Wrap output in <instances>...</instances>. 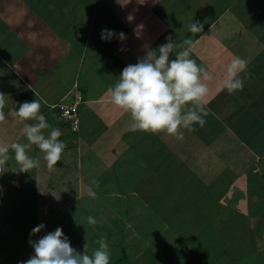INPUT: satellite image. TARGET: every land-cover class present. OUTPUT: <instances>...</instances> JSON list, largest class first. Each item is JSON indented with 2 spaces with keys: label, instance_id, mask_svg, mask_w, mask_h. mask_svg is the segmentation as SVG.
I'll use <instances>...</instances> for the list:
<instances>
[{
  "label": "crops",
  "instance_id": "0c3cea01",
  "mask_svg": "<svg viewBox=\"0 0 264 264\" xmlns=\"http://www.w3.org/2000/svg\"><path fill=\"white\" fill-rule=\"evenodd\" d=\"M192 20L202 32H188ZM104 28L126 39L102 40ZM168 36L174 52L190 37L191 58L212 74L206 122L180 138L135 129L109 92ZM237 55L248 76L229 93L221 83ZM76 90L75 132L59 104ZM0 92V146L27 142L33 121L16 108L33 99L66 145L52 169L33 145L38 168L0 177V264L29 258L41 222L89 254L106 237L110 264H264V0H0Z\"/></svg>",
  "mask_w": 264,
  "mask_h": 264
},
{
  "label": "clouds",
  "instance_id": "9594fccd",
  "mask_svg": "<svg viewBox=\"0 0 264 264\" xmlns=\"http://www.w3.org/2000/svg\"><path fill=\"white\" fill-rule=\"evenodd\" d=\"M203 25L192 20L188 27L190 33H200ZM102 40L111 41L114 37L120 41L126 39V34H118L112 29H101ZM182 50L171 36L156 49L148 50L143 57H138L136 63L127 64L119 74V80L109 89L111 101L116 106L131 115L135 129L147 132L165 131L182 137L181 128L192 129L196 124L203 127L209 109L204 105L208 86L203 81L211 80L212 74L195 59L191 58V38H184ZM240 73H244V78ZM248 76L246 60L240 56L227 65L221 89L229 93L242 90L244 79ZM5 94L0 92V121L6 119L4 111ZM16 115L26 123L23 129L27 142H12L0 146V177L11 172H30L39 167V160L30 155L33 145L43 152L47 167L52 169L61 160V154L66 145L60 137V128L48 123L45 114L40 110L38 99L18 102ZM42 130H48L45 134ZM11 159L18 167L13 168ZM89 223H96L94 217H88ZM44 232L33 240L31 236ZM29 245L33 249L29 258L18 261V264H110L112 253L106 237L101 236L91 254L85 249L80 251L72 246L69 237L63 232L62 226L47 231L43 222L34 226L29 234Z\"/></svg>",
  "mask_w": 264,
  "mask_h": 264
},
{
  "label": "built area",
  "instance_id": "2783aa9c",
  "mask_svg": "<svg viewBox=\"0 0 264 264\" xmlns=\"http://www.w3.org/2000/svg\"><path fill=\"white\" fill-rule=\"evenodd\" d=\"M82 99L81 93L79 90H76L75 100L70 105L59 104L60 116L68 124L71 131H78L79 129V119L77 115V107Z\"/></svg>",
  "mask_w": 264,
  "mask_h": 264
},
{
  "label": "rangeland",
  "instance_id": "374dc122",
  "mask_svg": "<svg viewBox=\"0 0 264 264\" xmlns=\"http://www.w3.org/2000/svg\"><path fill=\"white\" fill-rule=\"evenodd\" d=\"M143 221V219H141V222ZM183 221H184V218H180L179 220H178V225L177 226H179L180 228H183L182 227V225L181 224H183ZM181 225V226H180ZM94 245H95V243H94ZM118 248V247H117ZM116 251V250H115ZM169 251H171L170 249H169ZM168 251V252H169ZM117 252H119L118 251V249H117ZM146 261H147V258H146ZM144 262V261H143ZM143 262H140V263H143ZM158 260H157V262L155 261V263H157L158 264ZM147 264H152V263H147Z\"/></svg>",
  "mask_w": 264,
  "mask_h": 264
}]
</instances>
